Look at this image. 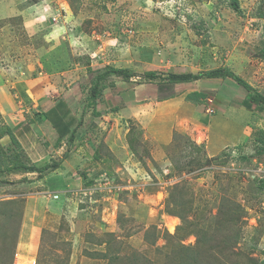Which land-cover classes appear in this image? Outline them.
<instances>
[{
	"label": "rangeland",
	"instance_id": "obj_1",
	"mask_svg": "<svg viewBox=\"0 0 264 264\" xmlns=\"http://www.w3.org/2000/svg\"><path fill=\"white\" fill-rule=\"evenodd\" d=\"M23 15L34 16L36 27L28 31ZM109 67L164 77L223 67L264 95V0H0V94L23 100L20 87H30L37 101L48 94L47 107L68 101L72 125L82 123L74 145L99 153L63 197L43 182L50 171H0V264H180L182 247L196 250L203 232L212 238L199 245L197 264H264V152L257 141L264 105L246 108L253 92L227 76L173 85L134 76L114 84L123 80L103 76ZM131 89L134 99L125 104L121 92ZM193 91L206 97L194 103L187 98ZM185 97L211 112L226 100L245 109L247 139L209 155L203 134L190 133L199 130L192 108L176 129L171 100ZM131 104L146 107L141 118L118 112ZM160 127L171 134L166 144L150 134ZM7 139L0 141L6 154L29 164L23 147Z\"/></svg>",
	"mask_w": 264,
	"mask_h": 264
},
{
	"label": "crops",
	"instance_id": "obj_2",
	"mask_svg": "<svg viewBox=\"0 0 264 264\" xmlns=\"http://www.w3.org/2000/svg\"><path fill=\"white\" fill-rule=\"evenodd\" d=\"M23 18L24 26L28 31L36 27V20L34 16L31 18L28 15H23ZM0 74L1 87L3 86V78L2 73ZM113 76L115 75H111V77ZM117 77L121 78L120 76ZM122 80L123 81H114V84H119L121 82L125 83V81L129 83L128 81H130L125 80L124 78H122ZM19 92L21 93V97L23 98V100H8V98L6 99L3 97L4 94H0L1 114L5 118L6 122L14 129L15 135L25 152L28 154L31 163L39 166L40 164H46L50 162L51 158H55L56 156L59 157V159L57 160L61 161V165L55 170L50 171L47 175H44L43 182L47 183L46 185L48 186V189L50 191L56 192V197H63L64 193L62 191L64 188L73 189L74 186H78L81 179L84 180V176L79 177V171H88L89 169H91L90 166H87L89 164H93V161L91 160L98 156L99 153H88L84 149V147L89 148L88 143L80 142L78 145H74V142H78V140L75 139V135L77 134V126L72 125V121L74 118L71 114L72 107L67 103L68 101L62 100L63 103H61V99L59 98L57 99L55 104H53L51 107H47L49 106L47 105L48 102L44 101L48 94H46V96H44L45 94L43 96L40 95L39 99L42 97H44L45 99H41L42 101H37L36 99L31 98L32 96H34L37 90H32L30 87H20ZM40 92L42 93V91ZM135 92L136 89L134 91L131 89L127 93L121 92L125 96V102H127L125 104L133 101V95ZM142 95L144 94H141V96ZM16 97L18 98V96ZM31 99L32 101H30ZM33 100L35 102H33ZM175 100H177V102L179 103L174 102V99H172L171 102L175 104V107L169 109L172 111V115H175L179 118L178 123H176V129H178L179 122L186 125V122H183L182 118H188V115L191 114L190 109L192 108L194 118L197 120V122L194 123H197L196 127L199 128V130L198 132L193 133L195 129L194 126V128L191 129L190 133L192 134L194 139L199 138L203 134V140H208L207 151L211 156L218 154L225 146L239 142L240 140L247 139V136L250 134L249 126L247 123V111L245 109L237 107V105L233 104L234 102L232 103L226 100L227 102L225 101V105H223L224 108L218 110L217 112L216 110L215 112H211V109L213 108L209 106L207 108H199L198 106H196L197 104L195 105L194 103L189 102L186 97L183 99L175 98ZM31 102L33 103L31 106H29ZM144 104L148 105L151 103L144 102ZM39 105L43 109L37 108ZM124 107L125 106L120 107L118 112L126 113V116H128L129 113V116L132 118H141V112L139 111V109L143 107L144 109L146 108L145 106H142V104H131V106H127L125 108ZM32 108L35 112L32 111ZM49 108L57 110L61 114L62 117L60 116V118L62 122H60V120L57 121V119L51 121L50 119L44 117L42 113L50 110ZM233 111L240 113V115H245V118L241 117L238 120H235L233 117ZM153 114L152 112H149L148 115L153 116L157 121V117H155V114ZM145 117L146 115H143L142 118ZM188 119H186L187 123ZM161 121L162 120H160V122ZM200 127L205 128V130L202 131ZM73 132L74 136L71 137ZM150 134L154 138H156L158 134L159 137L166 138V141L163 144H166L167 141L171 139V134L169 133L168 128L166 130L162 129V127L155 130L151 129ZM3 138L5 140H8L7 138L10 137L4 136ZM86 140L87 139L85 138V141ZM65 146H69V148L65 149L67 150V152L62 155L64 153L63 148ZM96 163L98 162L96 161ZM87 179L88 178L86 176L85 181H88ZM59 183H61L62 187L55 186V184ZM88 189L90 188L85 187L84 190ZM30 244L33 245L34 242L31 241Z\"/></svg>",
	"mask_w": 264,
	"mask_h": 264
},
{
	"label": "trees",
	"instance_id": "obj_3",
	"mask_svg": "<svg viewBox=\"0 0 264 264\" xmlns=\"http://www.w3.org/2000/svg\"><path fill=\"white\" fill-rule=\"evenodd\" d=\"M112 73V74H111ZM106 74V75H105ZM109 76V75H117L121 76L125 80H130L134 76H144L150 80L152 79H163L168 81V85H173L176 83H182V82H188L192 80H198L203 78L204 76H208L211 78H217V77H223L227 76L229 78H232L235 80L237 83L240 85L244 86L247 90L252 91L253 94L250 97V99L244 100L243 104L246 106V108L251 109L253 107V104H256L257 107H261L264 105V95L259 92L255 87H253L248 81L245 79H242L240 76L235 74L233 71L230 69H226L223 67L215 68L211 71L205 72V73H193V72H171L168 74L167 77H164V75H161L159 73H156L154 71L137 74L134 71H129L126 68H116V67H109L104 73L103 76ZM162 83H160L161 85ZM163 86V85H162ZM161 86V88H162ZM101 87L100 85V80H98L91 88V97L93 99V102H96V99L98 97V92L99 88ZM206 93L201 92V91H193L190 94L187 95V98L194 103H198L199 98H205ZM61 103L63 101L61 100ZM39 114V113H37ZM45 118L50 119L51 121L54 119L57 121L60 120L62 122L60 116L61 114L54 109H50L44 113H42ZM62 117V116H61ZM74 118V117H73ZM75 122V118L73 119L72 123ZM79 124H82L81 122L78 123L77 127ZM56 125V124H55ZM4 136H9L15 144L21 145L20 142L18 141L14 129L5 121L4 117H1V112H0V141ZM74 136V132L72 133L71 137ZM258 143L261 145L259 152H264V130H261L258 137H257ZM7 152L5 151L3 145L0 142V171L5 172V173H11V172H19V171H29V172H38V176L42 177L44 172L52 171L58 168L61 165L60 160H54L52 163H46L41 166H37L33 163L28 164L21 158V154L18 155L17 153H14L12 155H7ZM7 157V159H5ZM5 165L4 168H2V165ZM173 215H176L180 219H183L184 216L179 213V211H174ZM209 238H212V235H208L206 232L203 233H198V241H197V247L195 248L196 250L190 251V247H182V255L179 260L180 264H197L203 257L204 255L201 253V248L199 245L201 243H206ZM238 238V237H236ZM185 248V251H184ZM188 250V252H187ZM101 255H103L101 253ZM109 254H105L102 257H107ZM218 259L215 261L217 262ZM252 263H254V260H250Z\"/></svg>",
	"mask_w": 264,
	"mask_h": 264
},
{
	"label": "built area",
	"instance_id": "obj_4",
	"mask_svg": "<svg viewBox=\"0 0 264 264\" xmlns=\"http://www.w3.org/2000/svg\"><path fill=\"white\" fill-rule=\"evenodd\" d=\"M32 263H33V264H36V259H33V260H32ZM15 264H16V263H15Z\"/></svg>",
	"mask_w": 264,
	"mask_h": 264
}]
</instances>
